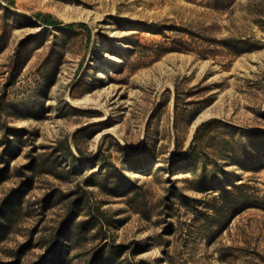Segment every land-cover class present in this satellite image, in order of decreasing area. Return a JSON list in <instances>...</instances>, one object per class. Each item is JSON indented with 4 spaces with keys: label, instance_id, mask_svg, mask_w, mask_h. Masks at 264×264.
<instances>
[{
    "label": "rangeland",
    "instance_id": "1",
    "mask_svg": "<svg viewBox=\"0 0 264 264\" xmlns=\"http://www.w3.org/2000/svg\"><path fill=\"white\" fill-rule=\"evenodd\" d=\"M0 264H264V0H0Z\"/></svg>",
    "mask_w": 264,
    "mask_h": 264
},
{
    "label": "trees",
    "instance_id": "2",
    "mask_svg": "<svg viewBox=\"0 0 264 264\" xmlns=\"http://www.w3.org/2000/svg\"><path fill=\"white\" fill-rule=\"evenodd\" d=\"M33 17L37 20V21H40L42 22V24H44L45 26H59L61 25L62 23L57 21V20H54L52 19L49 15H44V14H41V13H36L33 15ZM75 25L74 24H67V25H63L61 26V29H72ZM78 27H81V28H86V25L85 24H78L77 25ZM205 124H202L201 126H205ZM197 132V131H196ZM196 134V133H195ZM192 151V147H189V153ZM196 156L193 157V166H195L197 163H196ZM192 166V167H193Z\"/></svg>",
    "mask_w": 264,
    "mask_h": 264
},
{
    "label": "water",
    "instance_id": "3",
    "mask_svg": "<svg viewBox=\"0 0 264 264\" xmlns=\"http://www.w3.org/2000/svg\"><path fill=\"white\" fill-rule=\"evenodd\" d=\"M40 25H41L42 27H45V28H47V27H46L44 24H42V23H41Z\"/></svg>",
    "mask_w": 264,
    "mask_h": 264
}]
</instances>
